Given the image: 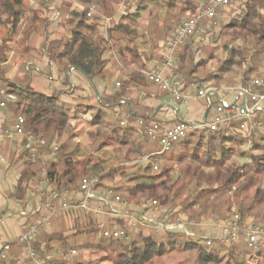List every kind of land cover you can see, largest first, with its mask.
<instances>
[{"label": "trees", "instance_id": "1", "mask_svg": "<svg viewBox=\"0 0 264 264\" xmlns=\"http://www.w3.org/2000/svg\"><path fill=\"white\" fill-rule=\"evenodd\" d=\"M49 1L41 0L40 7L34 9L26 0H0V104L7 106L5 111L10 124L14 125L17 118L24 117L26 130L35 138L47 141L46 147L40 149L45 156L62 141L71 121L78 122L93 112L87 123L91 129L87 133L91 151L79 160L80 145L76 144L71 149V139H67L60 145L58 160L47 161L45 165L41 158H34L33 153L22 146L19 158L24 169L17 190L30 189L43 171L47 172L51 187L61 197L66 192L77 193L84 178L99 177L101 189H113L115 196L128 204L129 211L148 210L147 206L152 201L167 206L180 199L182 210L191 216L211 212L222 217L236 207L243 222L250 218L255 224L264 226V135H255L250 140L239 133L227 136L220 132L191 131L176 143L171 158L167 159L178 167L175 174V167L163 162L169 154L152 156L159 151L157 144L141 141L139 129L119 127L118 121L115 123V119L112 120L106 112V109L115 112L125 105L124 102H129V96L135 94L134 89L140 92L149 89L152 83L147 78L148 63L154 58L158 63L161 61V43L171 37L184 20L194 17L198 1L150 0L153 3L164 2L168 11L166 17L160 18L152 16L153 10H150L144 24L140 19L141 11L146 7L140 4L136 11H132V0H63L55 9L48 5ZM236 1L241 5L240 12L219 23L218 39L223 40L222 48L228 53L227 58L200 79L210 86L219 87L226 74L234 67L243 66L246 71L237 87L249 86L252 78L260 74L264 63V0ZM74 3L80 5L81 10H73ZM121 8L124 12L116 21ZM56 12L62 18L58 25H62L68 34L51 40L50 30L57 21ZM99 19L111 21L106 31L97 23ZM211 23L215 26L214 22ZM140 25H146L141 33ZM205 28L207 25L203 31ZM115 33L122 34L123 39L116 40L113 37ZM40 37L44 39L41 53L58 65L61 75H64L63 82L69 87V95H74L68 75L70 69L77 70L90 82L96 78L105 81L108 78L107 67L112 63L121 69L120 86L105 99L75 97L76 105L72 106L63 102L60 95L48 96L29 85L12 83L7 78L5 65L14 51V44L21 46L25 41L30 43ZM196 38L189 39L177 56L176 71L186 88L198 80L199 73L212 60L217 59L214 53H210L207 59L197 61L200 47ZM239 42L241 45H237ZM212 82L218 84L213 85ZM141 117L155 122L148 115ZM248 143L250 149L243 151L242 147ZM107 148H114L119 153L127 149L137 163L150 157L152 163L158 160L161 165L155 171L151 163L143 172L130 176V172L139 165H132L122 157L119 165L107 170L104 161L98 157ZM235 157L248 162L236 165L232 163ZM120 179H128L132 185L113 186ZM190 184L195 186V191L187 196ZM40 216L36 213L29 218L31 226ZM59 216L52 222H55L53 230L41 231L34 243L35 250L43 258L61 249L78 253L74 264H83L85 252L101 255L95 264H153L169 253L184 252L193 254L196 264H264V250H249L244 254L242 243L208 246L201 239L181 233H169L163 237L135 233L123 219L116 223L127 231L128 238H105L103 231L112 226H107L95 214L78 213L71 229L64 227ZM216 246L219 248L209 251ZM24 256L23 252L22 258ZM5 262L0 259V264ZM49 264L69 263L55 258Z\"/></svg>", "mask_w": 264, "mask_h": 264}, {"label": "built area", "instance_id": "2", "mask_svg": "<svg viewBox=\"0 0 264 264\" xmlns=\"http://www.w3.org/2000/svg\"><path fill=\"white\" fill-rule=\"evenodd\" d=\"M234 0H211L203 3L198 14L191 19H187L177 31L163 42L161 46V61L156 67L147 73L149 81L157 86L161 91L171 95L175 105L184 104L188 100L185 85L177 73V56L182 47L189 39L197 37L203 30L205 21L217 22L218 9L232 5ZM90 16V14H89ZM60 19L59 12L55 13V20ZM120 84L117 83V87ZM198 87L197 98L204 101L207 108V116L200 122L179 121L169 126L164 122H153L146 124L142 119H134L130 113L115 112V116L120 120V126H138L141 141L149 140L157 144L159 151L172 152L176 145V138L183 137V132L204 131L205 133H241L248 139L253 136L264 135V63L260 67V74L252 78L249 86L240 85L235 88L216 87L209 84H193ZM13 97V96H12ZM5 107V104H0ZM24 117L16 119L15 124L6 131L8 138L18 141L25 150L31 151L34 158L40 157V149L46 147L47 141L44 138H35L30 131L25 128ZM58 144L52 147L51 161H57ZM155 156V153L152 154ZM150 160V157H147ZM158 161V160H157ZM156 161V162H157ZM153 162V169L158 170V165ZM99 177L84 178L80 183L77 193L66 192L65 196H60L49 182L46 171L42 172V179L36 186V191L41 195L46 194L48 200L45 206L46 212L35 219L32 227L20 238L24 245L25 256L15 264H49L50 258L41 257L34 248V243L38 239L41 231L52 225L54 219L60 214H70L73 212H86L95 214L98 217L108 216L113 223L110 229L103 231L105 238L124 239L128 238V233L120 227L116 220L123 219L126 215L124 209L126 203L119 196H115L113 189H101ZM160 203L152 201L148 204V211L139 218H133L130 227L133 230L143 227H154V229H167L171 232L175 230L173 226L163 227L162 223L153 213L157 212ZM144 209V208H143ZM42 210V207L38 212ZM35 213V214H36ZM41 214V213H39ZM27 216L26 212L21 214ZM218 237L208 239L206 245L211 244H244L251 251L264 250V226L243 222L240 214L230 215L222 221L218 229ZM10 244H7L0 253V259L8 262ZM74 254L75 251H72Z\"/></svg>", "mask_w": 264, "mask_h": 264}, {"label": "crops", "instance_id": "3", "mask_svg": "<svg viewBox=\"0 0 264 264\" xmlns=\"http://www.w3.org/2000/svg\"><path fill=\"white\" fill-rule=\"evenodd\" d=\"M51 4L56 7L60 6L63 0H50ZM55 7V8H56ZM73 10H81V6L77 3L73 4ZM115 18L118 21L122 12ZM111 22L109 19H106ZM109 25H100L103 31L108 29ZM140 33L143 31L144 26L140 25ZM26 25V29H28ZM67 31L62 25L53 24L50 30V39L59 38L67 35ZM116 40L123 39V35L115 33ZM43 37L35 39L30 43H23L21 46L18 43L14 44V51L5 65L7 71V78L13 80L18 78L25 85L31 86L35 91L44 93L48 96L60 95V99L69 103V105H76L72 98L76 96L88 99H105L114 94L118 89V78L121 75V69L112 65H108L107 80L99 78L94 79L92 82L77 70L70 69L68 75L70 84L73 88L74 94L69 95L67 92L69 87L65 86L63 82L64 75H61L58 65L51 63L48 58L41 53V45ZM163 42L161 43L162 46ZM30 45V49H29ZM158 60L154 58L148 63V71H152L158 64ZM134 95L129 96V102H124V106L116 109L115 112L131 113L134 119H141L142 115L153 117L156 122H164L169 126L176 124L179 121L186 122H200L207 116V108L205 102L199 100L194 92L188 94V100L184 104L175 105L171 95L164 93L157 86L151 84L147 91L133 90ZM186 106V107H185ZM181 107H184V116L181 115ZM6 107H0V252L7 244H10V264H15L18 260L22 259L23 248L19 244L20 238L32 226L29 218L33 216L42 207L39 212L41 216L46 212L45 206L48 200L46 194L41 195L38 191L25 189L23 192L18 191V183L24 169L23 161L19 158L22 152V145L15 140L7 137L8 131L13 124L9 125ZM145 121L146 124L153 122ZM136 127L138 126H132ZM38 183V182H37ZM38 185V184H37ZM33 186V185H32ZM26 212L27 216L21 214ZM98 217V216H97ZM105 224L109 226L113 223L112 218L103 216L98 217ZM22 244V243H21Z\"/></svg>", "mask_w": 264, "mask_h": 264}, {"label": "rangeland", "instance_id": "4", "mask_svg": "<svg viewBox=\"0 0 264 264\" xmlns=\"http://www.w3.org/2000/svg\"><path fill=\"white\" fill-rule=\"evenodd\" d=\"M198 1V8L197 11L194 15V17L198 14L200 7L203 3H208L211 0H197ZM26 2H28L34 9H37L40 7V2L41 0H26ZM142 5L146 7L145 11H141V19H140V23L144 24L145 20L149 18V12L150 10H153L152 16H158L160 18H164L166 17V13L168 11V8L165 6L164 2H160V3H153L150 0H132V11H136L138 5ZM48 5L52 8L55 9V5L51 4V1L48 2ZM241 5H239V2H237L236 0H234V2L232 3V5H230L229 7L226 8H219L218 9V23H222L223 21L226 20L227 17L232 16L238 12H240V7ZM120 12H124V8L120 9ZM92 14H94V11L91 12ZM193 17V18H194ZM62 18H60V21H55L54 24L58 25L61 22ZM187 20H184V22ZM99 25H109L108 21L106 19H99L97 22ZM203 25H207V28H205V30H207L205 32V30L202 32H200V34H198L196 41L198 42L199 45V52L197 54V61H202L207 59L208 55L210 53H214L216 58L215 60H212L209 65H207V67L202 70L199 73V77L198 80L195 81L193 84H207L206 82H202L200 79L203 78L205 75H207L208 73H210L211 71H214L218 64L225 61L227 58L228 53L224 50L223 47V40L222 39H218V34L221 31V28L218 27V29H216L217 27L214 26L211 22L209 21H205L203 23ZM216 27V28H214ZM205 27V26H204ZM221 27V26H220ZM204 29V28H203ZM210 31V32H209ZM237 45H241V43H237ZM246 71V67H234L233 70L231 72H229L228 74H226V76L224 77V82L223 84L218 85L221 88H235L239 85V83L242 81V77L244 75ZM14 83H18L21 85H25L23 82H21L18 78L13 80ZM214 83V84H213ZM193 84L189 87L186 88L187 90V94H189L190 92H194L195 96L197 97V89L198 87L193 86ZM213 85H216L218 83L216 82H212ZM77 95V94H74ZM78 97V96H76ZM10 98V97H9ZM14 97H12L11 99H13ZM74 100V102H76V100L74 98H72V101ZM187 103H190V99L187 100ZM69 104V103H68ZM7 107V106H6ZM186 107V106H185ZM5 109V108H3ZM106 112L108 113L109 116H111L112 120L115 121V123L117 122L119 127L120 126V120L116 118L115 116V112L109 109H106ZM184 107H181V115L184 116ZM93 114V112H91L88 116H86V118L80 120V121H71V123L69 124V128H68V132L65 134L64 138L62 139V141H60L58 143V145H62L67 139H71L70 141V147L71 149L73 148V146H75L76 144H79L81 147V151L80 154L77 156L79 160H81L83 157L87 156L90 151H91V142L88 139L87 133L88 131H90L91 129L89 128V125L87 124L88 121L91 120V115ZM125 114V113H124ZM9 125H10V121H9ZM129 126V125H128ZM126 126H123V128ZM132 127V126H131ZM134 128V127H133ZM250 149V143L245 144L242 147L243 151H248ZM52 152V151H51ZM123 153V154H122ZM122 153L119 152H115L114 148H107L105 149L103 152L98 154V157L100 159H102L104 161V166L105 168L108 170L111 167H114L116 165H119L121 163V158L123 157L124 159H128V162L131 163L132 165L138 164L139 166H137V168L135 170H133L132 172H130V176L135 175L136 173H140L143 172L145 167H147L148 165H150L152 163V161L148 160L147 157H145L143 159V161H140L139 163H137V160L135 158L134 155L129 154L127 149H125ZM41 160L43 161V163L46 165L47 161H51V153H49L47 156L43 155L41 152L39 153ZM58 156H59V152L57 155V160H58ZM172 156V153H170L166 159L163 160V162L165 164H170L171 161H168L167 159H170ZM52 162V161H51ZM156 162V161H155ZM167 162V163H166ZM248 161L246 159H241L240 157H235L232 161V163H235L236 165H244L246 164ZM156 165H158V167H160V162L157 161L155 163ZM172 166L175 167V174L178 172V167L175 166V164H170ZM131 166V165H130ZM42 179V173L41 176L39 178L38 183L40 182V180ZM33 185L31 187V190L36 191V186L37 184ZM128 185H132V182L130 180H118V182H115V185L113 184V186H128ZM195 191V186L190 184L189 188H187L186 193L187 196L194 194ZM125 203V202H124ZM127 204V203H126ZM128 204L126 205L125 209L123 210L124 213L126 214L123 218V220H126V222L129 224L132 221L133 218H139V216H141L143 213H146L148 210L146 209H139V210H133V211H129L128 210ZM78 213H82V212H73L70 214H60L59 218L61 220V222L63 223L64 227H66L67 229H71L72 226V221L74 218H76ZM238 210L236 207H233L232 211L227 214H225L224 216L220 217L217 215V213H211L209 212L208 214H200L199 216H191L190 214H188L187 212H184L182 210L181 207V200L177 199L175 203H173L172 205H161L159 206L158 211L154 214V216L156 218H158V220H160V222L162 223L163 227H167V226H173V228H175L174 232L171 231H167V229H154V227L148 228V227H143L141 229H137L134 230L135 233H140V232H144L145 234H152V235H156L157 237H163L169 233H181L184 234L187 237H191V238H198L201 239L202 241L206 242L208 239H215L218 237V229H219V225L222 223V221H224L225 219H227L230 215L233 214H237ZM239 214V213H238ZM108 217V216H104ZM109 218V217H108ZM117 221V220H116ZM245 224L247 223H252V220L249 218L246 221H244ZM55 223V222H54ZM53 223V224H54ZM51 225L50 227L47 228L48 231H52L53 228L55 227L54 225ZM107 226H109V223L107 224ZM67 233H71V232H67ZM133 234V233H132ZM207 243V242H206ZM219 248V246H216L212 249H210L209 251H213L214 249ZM241 251L244 254L249 253V249L243 245L241 247ZM78 256V253H72L71 251H62L61 249L56 250V252L53 254H51L48 258H50V260H54L55 258H59V259H63L65 261H67L69 264H74L75 261L74 259H76L75 257ZM101 257V255L98 254H92L90 252H85L83 253V257H82V262L83 264H95L99 261V258ZM228 260L226 259V262ZM103 264H109V263H103ZM153 264H196V257L191 254V253H184V252H174V253H169L167 256L155 260L153 262ZM223 264H226L225 262ZM249 264H254L252 262H250Z\"/></svg>", "mask_w": 264, "mask_h": 264}, {"label": "bare ground", "instance_id": "5", "mask_svg": "<svg viewBox=\"0 0 264 264\" xmlns=\"http://www.w3.org/2000/svg\"><path fill=\"white\" fill-rule=\"evenodd\" d=\"M188 133H190V132H183V137H177L176 138V143H178L179 141H181L182 139H184L187 135H188ZM239 134H241V133H239ZM225 135H230V133H225ZM242 135V134H241ZM171 152H162V153H156L155 154V156H166V155H168V154H170ZM224 245H227V244H224ZM249 250H251V249H249ZM257 251H260V250H257Z\"/></svg>", "mask_w": 264, "mask_h": 264}]
</instances>
